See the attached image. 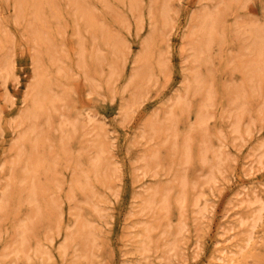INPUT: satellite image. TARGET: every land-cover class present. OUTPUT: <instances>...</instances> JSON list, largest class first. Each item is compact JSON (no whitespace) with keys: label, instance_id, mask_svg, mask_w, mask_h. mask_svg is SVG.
I'll return each mask as SVG.
<instances>
[{"label":"bare ground","instance_id":"obj_1","mask_svg":"<svg viewBox=\"0 0 264 264\" xmlns=\"http://www.w3.org/2000/svg\"><path fill=\"white\" fill-rule=\"evenodd\" d=\"M12 1L15 10L13 20L17 24L24 23V32L30 35L26 39L32 47L34 71L24 99L26 108L19 116L22 132L15 144L17 156L10 163L12 180L0 198V222L4 220L3 214L10 200L18 201L19 209L28 211V219L15 225L14 241L4 248L0 264H7L9 259L12 264L49 262L50 252L45 241H37V227L59 214L60 204L50 194L62 187L58 172L62 163L72 171L69 199L77 196L83 199L79 201L81 206L78 207L76 223L66 229L59 250L61 255L66 256L73 245L80 246V258L90 260L92 254L88 248L97 240L96 228L92 222L85 221L81 213L86 211L92 215L99 212V205L94 202L98 200V195L92 190L91 180L106 184L112 175L108 171L107 151L103 144L95 146L94 154L89 156V148L81 140V131L85 126L80 116H63L55 128L59 133L58 139L49 137L58 103H65L66 100L62 79L69 78L72 72L66 63L65 45L59 37L63 35L64 23L70 21L76 39L71 43V48L76 51L75 62L92 92L102 88L103 83L114 86L123 77L131 50L109 27L98 21V15L86 0ZM98 1L112 9L106 0ZM127 1L141 32L144 28L143 0ZM172 1L151 0L150 33L142 51L132 61L133 74L124 88V92L129 90L131 94L122 106L125 113L133 111L145 87L157 74L169 79L170 61L161 47L168 44L177 27L172 15ZM243 2L199 0L201 7L189 15L188 31L182 37V51L189 53L192 69L185 75L183 88L171 99L170 105L153 115L145 134L154 148L141 158L145 164L143 177L158 178L163 173L170 179L166 184L158 182L145 189L141 197L138 214L148 219L137 224L139 231L134 236L131 253L136 255L138 264H145L152 245L163 252L161 260L164 264H172L182 254L180 238L187 229L188 212L199 226L204 225L208 218L205 190L213 192L225 176L228 160L223 148L212 145V138L207 133L213 119L211 109L217 103L216 93L222 102L230 97L231 104L236 108L235 121L231 125L235 140H243L244 135L250 137L253 133L256 119L244 126L243 122L248 120L264 87V24L246 21L233 24L235 38L239 42L235 56L239 84L222 88L218 94L205 72L207 64L211 63L213 49L225 41L227 17L234 14ZM6 26L7 21L0 16V81L9 91L10 85H17L18 75L14 58L7 51L10 34ZM104 66L110 70L107 77L104 76ZM59 89H62L61 95L57 92ZM193 100L199 101L197 105H193ZM5 101L13 104V97L6 93ZM193 108L196 111L195 121L183 132H178L177 126L184 122L185 114ZM75 141L80 147L73 151L70 146ZM263 147L264 143L260 144L250 155L253 162L251 171L255 166H264V153H260ZM196 172H200L199 178H195ZM232 205L241 213L237 214L228 230L239 231L236 246L239 253H243L254 246L256 234L264 223V189L244 188L236 194ZM171 218H176L175 224L169 222ZM56 226L59 231L60 226ZM157 230H161L160 237L155 239ZM45 240L52 243L53 238L50 236ZM196 247L199 250V243ZM225 253L222 251V255L215 260L220 264H230L231 260L226 258Z\"/></svg>","mask_w":264,"mask_h":264},{"label":"rangeland","instance_id":"obj_2","mask_svg":"<svg viewBox=\"0 0 264 264\" xmlns=\"http://www.w3.org/2000/svg\"><path fill=\"white\" fill-rule=\"evenodd\" d=\"M86 1L98 15V21L109 27L110 31L130 48V61L123 77L114 86L103 83L102 88L92 92L76 65V51L71 48V43L76 40L73 36V25L70 21L65 22L62 27L64 32L59 37V41L65 45L68 57L66 63L72 72L69 78L62 79L66 100L65 103H58L53 130L49 137L58 139L59 133L55 131V128L58 127L63 116H80L85 126L81 131L83 134L81 140L87 149L89 148V156L94 154L95 146L103 144L107 151L108 171L112 177L106 184L91 180L92 190L98 195V200L94 202L98 203L99 212L92 215L86 211L81 213L85 221L92 222L96 228L97 240L88 248L92 254L90 260L80 258V246L73 245L66 256L61 255L59 250L66 236V229L76 223L78 207L81 206L79 201L83 199L81 196L73 200L69 199L72 171L69 167H65V163L58 166L62 187L58 192L50 194L52 199L60 204L59 214L56 217L55 214L54 218L46 222L39 223L37 241H45L44 244L50 252V260L45 264H138L136 255L131 253L134 248V236L139 231L137 224L148 219L138 214L141 197L145 189L153 187L158 182L162 185L166 184L170 179L163 173L158 178L143 177L145 164L141 158L148 150L154 148V144L149 143V136L145 134L148 132L147 126L153 115L170 105L171 99L182 90L185 75L192 69L188 60L189 53L182 51V37L188 31L186 26L189 15L197 11L201 3L199 0L172 1V15L177 27L168 44L161 47L170 61L169 79L157 74V77L145 87L133 111L125 113L122 106L131 94L129 90L124 92V88L133 74L132 61L142 51L143 43L150 33L151 0H143L144 28L141 32L138 31L137 20L130 11L127 0L121 3L116 0H106L112 5V9L105 7V4L98 0ZM235 10L234 14L227 17L228 30L225 41L221 46L213 49L211 63L207 64L205 70L218 94L222 88L240 82L235 71V56L239 42L235 38L233 24L243 21L264 24V0H244ZM0 16L7 21L6 27L10 34L7 51H10L14 58L18 75L17 85H10L9 91L4 89L0 81L1 198L4 189L12 180L10 163L17 156L15 144L22 132L19 116L26 108L24 99L29 92L34 66L32 47L26 39V36L30 35L24 32L26 26L24 23L17 24L13 20L15 10L12 0H0ZM109 71V68L104 66L105 77ZM61 90H57L60 95L63 93ZM6 93L13 97V104L5 101ZM216 96L217 103L211 109L213 119L208 125L207 133L212 138V145L216 148L222 147L228 159L224 169L225 176L220 179L212 193L209 189L205 190L209 214L204 225H196L188 212L187 229L180 238L182 254L172 264H220L215 257H220L222 251H226L225 255L231 260L230 264H264V258H258V256H264V223L256 234L254 246L243 253H239L236 246L239 231L228 230L232 227L237 214L241 213V210L233 208L232 205L236 194L244 188L264 189V166L261 168L255 166L251 171L253 162L250 158L254 149L264 143V87L248 120L243 122L244 126L256 119L253 133L250 137L244 135L243 140H235L236 137L231 132L236 108L231 104L230 97L222 102L217 93ZM198 102L193 100V105H197ZM195 112L193 108L185 114L184 122L177 126L178 132H183L195 121ZM230 115L232 118L229 119ZM50 143L53 144L52 140ZM70 147L73 151L79 149V142L75 141ZM260 153H264V147ZM200 175V172H196L195 178H199ZM17 202L9 201L3 214L4 220L0 222V258L4 248L14 241L15 225L28 219V211L20 210ZM169 222L175 224L176 218H171ZM56 225L60 226L59 231ZM160 232L161 230H157L154 233L155 239L160 237ZM50 236L53 238L52 243L45 240ZM198 243L199 250L196 247ZM151 248L152 251L145 264H164L161 260L163 252L157 250L155 245ZM7 264H12L10 259Z\"/></svg>","mask_w":264,"mask_h":264}]
</instances>
